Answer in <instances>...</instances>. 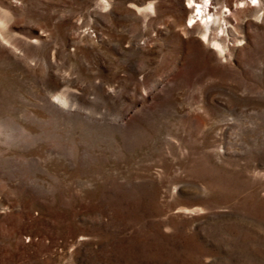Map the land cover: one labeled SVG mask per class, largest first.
I'll return each instance as SVG.
<instances>
[{
  "label": "rangeland",
  "instance_id": "1",
  "mask_svg": "<svg viewBox=\"0 0 264 264\" xmlns=\"http://www.w3.org/2000/svg\"><path fill=\"white\" fill-rule=\"evenodd\" d=\"M204 1L0 0V264H264V0Z\"/></svg>",
  "mask_w": 264,
  "mask_h": 264
},
{
  "label": "bare ground",
  "instance_id": "2",
  "mask_svg": "<svg viewBox=\"0 0 264 264\" xmlns=\"http://www.w3.org/2000/svg\"><path fill=\"white\" fill-rule=\"evenodd\" d=\"M187 1L189 2L190 5H192L193 3H196V4H193L194 5L193 6V13L195 12V17L192 20L193 23L194 24L198 23V19H197L198 16L201 17V20H204V18H205L204 25H205V28L208 30L209 27H211L210 24H212L216 21L214 18V14L212 15L211 10L208 8V3H206L204 0H187ZM208 1H211V0H208ZM253 6H255V5H253ZM208 10H209V13H207ZM201 29H202V27H201ZM203 37H204V41L210 40L207 34L203 35ZM213 46L214 47H220L218 42H214Z\"/></svg>",
  "mask_w": 264,
  "mask_h": 264
},
{
  "label": "snow or ice",
  "instance_id": "3",
  "mask_svg": "<svg viewBox=\"0 0 264 264\" xmlns=\"http://www.w3.org/2000/svg\"><path fill=\"white\" fill-rule=\"evenodd\" d=\"M253 3H255V0H252Z\"/></svg>",
  "mask_w": 264,
  "mask_h": 264
}]
</instances>
